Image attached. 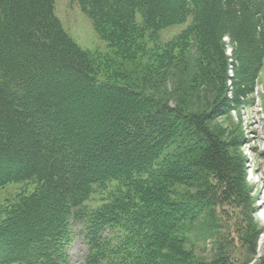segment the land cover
<instances>
[{
    "label": "trees",
    "instance_id": "16d2710c",
    "mask_svg": "<svg viewBox=\"0 0 264 264\" xmlns=\"http://www.w3.org/2000/svg\"><path fill=\"white\" fill-rule=\"evenodd\" d=\"M75 1L131 65L145 54L146 33L189 20L156 52L164 70L155 73L163 83L175 77L171 67L187 54L198 74L191 88L209 94L205 107L230 109L253 92L264 0ZM54 4L0 0V187L36 185L0 220V264H67L75 226L84 264H198L184 249L192 226L213 202L241 203L242 164L226 154L209 112L172 106L133 79L99 76Z\"/></svg>",
    "mask_w": 264,
    "mask_h": 264
},
{
    "label": "rangeland",
    "instance_id": "374dc122",
    "mask_svg": "<svg viewBox=\"0 0 264 264\" xmlns=\"http://www.w3.org/2000/svg\"><path fill=\"white\" fill-rule=\"evenodd\" d=\"M54 10L66 33L97 63L99 76L133 79L132 82H139L146 92L158 98L162 95L172 106L209 112L208 125L220 134L219 139L225 145L226 154L242 164L244 193L239 204L224 200L213 202L207 216H200L192 226L190 244L185 245L184 249L191 252L198 264H264V62L255 79L253 92L242 99L240 104L230 109L218 108L217 105L205 107L204 100H208L209 94L205 90L204 93L195 90L199 87L194 82L198 74H194L187 54H181L180 60H176V64L171 67L176 78H167L164 83L159 76L164 69L156 65L155 60L161 46L179 34L189 20L181 25L146 33L145 43L142 44L145 54L138 55L135 64L131 65L120 60L107 47L95 31L87 10L77 1L55 0ZM136 18L140 22L139 15ZM226 54H230L229 49ZM142 65L151 69L149 76L139 73ZM121 67L125 70H121ZM230 68L228 75L232 74ZM208 177L211 179L209 182H214L215 178L211 174ZM185 186L176 188L182 193H195L193 186ZM35 187L33 181L12 182L0 187V220L10 205L22 194L32 192ZM73 231L66 263L84 264L86 245L78 233L79 227L75 226ZM7 246L4 249L7 252L4 253L11 250Z\"/></svg>",
    "mask_w": 264,
    "mask_h": 264
}]
</instances>
